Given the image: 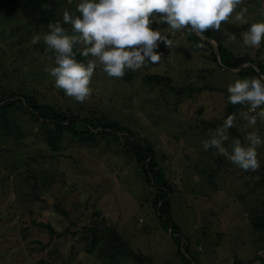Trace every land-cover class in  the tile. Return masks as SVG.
Wrapping results in <instances>:
<instances>
[{
    "label": "rangeland",
    "instance_id": "374dc122",
    "mask_svg": "<svg viewBox=\"0 0 264 264\" xmlns=\"http://www.w3.org/2000/svg\"><path fill=\"white\" fill-rule=\"evenodd\" d=\"M81 2L63 0L58 6L60 17L65 10L79 15L76 7ZM244 7V20L232 19L233 25L264 21V0H244ZM155 27L173 41L168 48L160 43V63L127 72L130 80L110 78L99 70L92 77L91 98L81 104L57 89L45 71L56 66L43 40L48 32L20 12H0V85L35 93L42 102L75 113L107 115L148 139L174 186V218L193 257L200 264H232L235 257L245 264H264V230L252 221L253 209L264 200V182L259 183L258 172L244 171L214 149L202 147L210 132L223 124L229 105L227 87L237 79L234 72L249 64L225 72L206 52L194 49L186 30ZM35 36L40 37L38 42ZM232 36L229 33L226 42L231 50L264 61V43L250 48L241 35L234 40ZM146 73L170 76L172 83L150 85L142 80ZM181 87L187 89L184 94L176 90ZM189 87L203 90L189 92ZM242 111L247 108L236 105L240 137L230 134L226 147L233 139L244 143L250 131H258L264 139V121L258 120L252 128L239 116ZM19 122L20 129L0 130V264H37L51 258L57 245L62 255L54 257L59 264H136L110 248L107 226L114 227L134 250L150 255L154 264H184L171 231L160 227L151 200L154 188L144 182L142 169L114 138L91 147L67 136L64 149L51 153L38 124L28 116H21ZM258 153L263 166L264 146ZM41 222H49L57 232L71 225L78 232L56 240L47 228L37 227ZM93 241L96 244L91 246Z\"/></svg>",
    "mask_w": 264,
    "mask_h": 264
},
{
    "label": "clouds",
    "instance_id": "9594fccd",
    "mask_svg": "<svg viewBox=\"0 0 264 264\" xmlns=\"http://www.w3.org/2000/svg\"><path fill=\"white\" fill-rule=\"evenodd\" d=\"M243 4L244 0H82L76 7L79 15L63 12L62 23L70 25V31L60 21L49 23L50 31L43 40L54 54L56 66L45 71L54 78L57 89L83 104L93 94L92 77L98 68L110 78L122 79L129 71L160 63V43L168 48L173 41L154 24H166L174 32L219 31L232 19L244 20L247 8H241ZM42 8L50 10L51 6ZM241 37L244 46L258 49L264 42V21L252 23ZM39 39L35 36L34 42ZM78 54L83 61L77 60ZM227 93V103L247 108L239 116L250 127L264 121V75L236 79L228 85ZM236 118L235 113L227 115L223 124L210 132V139L203 141V150L214 149L240 169L257 172L261 168L258 148L264 146L258 131L248 132L244 143L233 139L225 146Z\"/></svg>",
    "mask_w": 264,
    "mask_h": 264
},
{
    "label": "trees",
    "instance_id": "16d2710c",
    "mask_svg": "<svg viewBox=\"0 0 264 264\" xmlns=\"http://www.w3.org/2000/svg\"><path fill=\"white\" fill-rule=\"evenodd\" d=\"M61 2L63 0H0V12L7 10L20 12L30 23L37 27H43L49 33L48 25L50 22L55 23L60 21L62 23L58 8ZM44 4L50 5L51 9L46 10L42 8ZM251 24L246 23L236 26L229 21L227 24H222L219 31L209 30L203 33L217 43L219 58L214 46L208 39L199 36L195 32L186 30L187 39L192 42L195 50L206 52L208 57L215 61L220 68H225V72L233 73L232 70H237L245 63H250V65L234 72L237 79L260 77L264 75V61L251 56L249 52L235 53L226 43L229 33L234 36H240ZM157 25L161 28L167 27L166 24ZM62 26L67 30H70L71 27L63 23ZM155 26L154 24L153 27ZM51 54L54 58V54ZM76 58L78 61L84 60L79 54ZM99 70L101 69L98 68L95 73H98ZM124 78L130 80L132 75L129 73ZM142 80L150 85L158 86H168L172 83L170 76L159 73H146ZM196 89L199 91L203 90L202 87ZM196 89L189 87L188 91L193 92ZM176 90L183 94L187 91L185 87L176 88ZM235 107L236 105H228L225 118L229 114H234ZM21 116H28L34 123L38 124L41 135L44 137L45 143L50 148L51 153H57L64 149V139L67 136L72 142L83 145L86 143L89 146H96L100 140L111 142L112 138H114L121 145L126 156L135 160L137 166L142 169L144 182L154 188L153 198L151 199L153 207L158 214L160 227L165 231L171 230L172 239L177 248V255L184 264H200L193 257L189 240L185 239L181 226L174 218L171 200L174 186L166 177L164 169L158 160L157 150L148 139L137 137V134L133 130L109 118L107 115L99 114L96 111L85 115L75 113L72 108L64 109L44 103L35 93H21L11 87L0 85V130L7 132L20 129L19 120ZM229 132L240 137L236 127L230 129ZM121 133L122 136L120 137ZM257 172L260 175L259 183L262 184L264 182V165ZM29 177H35V175L30 174ZM57 208L64 211L60 208V205H57ZM253 211L254 217L252 221L254 227L264 230V200ZM64 213L68 216L65 211ZM36 225L39 229L47 228L51 234L50 237L56 238V240L61 237H74L78 232V230L73 228V225L62 232H57L49 222H41ZM90 230L95 231V229ZM105 230L109 234L111 249H115V251L133 258L136 264H154V260L150 255L134 250L114 227L107 226ZM79 234L81 236L83 232L79 230ZM95 244L96 242L93 241L91 246ZM50 252L53 255L51 258H42L38 260L37 264H59L54 257L55 255L57 257L62 255L59 246L57 245V247L52 248ZM232 264L245 263L235 257Z\"/></svg>",
    "mask_w": 264,
    "mask_h": 264
},
{
    "label": "water",
    "instance_id": "95a60500",
    "mask_svg": "<svg viewBox=\"0 0 264 264\" xmlns=\"http://www.w3.org/2000/svg\"><path fill=\"white\" fill-rule=\"evenodd\" d=\"M198 35L201 36V37H203V38H205V39H208L211 42V44L214 46L215 52L217 54V57L219 58L218 45H217V43L213 39H211L210 37H207L204 34H198ZM219 62L221 64V61L220 60H219ZM246 64H249L250 65V63H246ZM246 64H244V65H246ZM244 65H242L241 67H243Z\"/></svg>",
    "mask_w": 264,
    "mask_h": 264
}]
</instances>
